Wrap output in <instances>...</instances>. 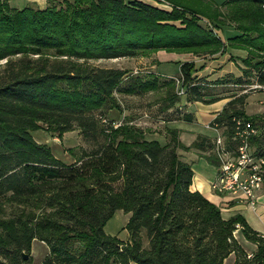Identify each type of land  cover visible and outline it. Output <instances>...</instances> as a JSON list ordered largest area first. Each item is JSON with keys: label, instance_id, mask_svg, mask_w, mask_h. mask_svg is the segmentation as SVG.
<instances>
[{"label": "trees", "instance_id": "16d2710c", "mask_svg": "<svg viewBox=\"0 0 264 264\" xmlns=\"http://www.w3.org/2000/svg\"><path fill=\"white\" fill-rule=\"evenodd\" d=\"M169 1L170 10L143 0H61L44 9L0 0V60L7 59L0 77V264H30L21 252L34 240L48 249L41 264H224L231 253L232 264H264V235L239 214L223 218L190 188L192 165L179 150L196 148L216 164L207 136L184 145L167 128L161 141L130 119L109 116L122 112L118 93L164 91L159 112L180 111L166 114L168 122L191 121L188 102L216 101L208 97L214 84L264 87V0ZM226 20L236 33L224 42L218 32ZM230 47L247 51L241 75L213 81L194 60L161 82L89 62L158 50L221 55ZM247 96L230 94L211 123L229 140L234 119L252 122L258 131L251 144L264 157V114L256 120L245 113ZM42 128L60 137L78 129L87 147L65 162L34 138ZM118 210L129 213L126 241L104 230ZM237 229L256 245L250 258Z\"/></svg>", "mask_w": 264, "mask_h": 264}, {"label": "rangeland", "instance_id": "374dc122", "mask_svg": "<svg viewBox=\"0 0 264 264\" xmlns=\"http://www.w3.org/2000/svg\"><path fill=\"white\" fill-rule=\"evenodd\" d=\"M180 2H186V0H179ZM217 4L221 5L222 0H215ZM160 7H164L166 9L172 8V3L169 0H149ZM51 5H55V7L59 8V4L51 3ZM222 14L226 10L224 6L219 7ZM225 15V13H224ZM226 17V16H224ZM201 24H205L201 21ZM222 31L219 30V35L222 37V40L226 42L227 37H225L223 30L225 28L228 29H236L234 22L226 20L222 25ZM218 31V30H217ZM231 50H243L245 55L247 51L240 48H228L225 54H204L203 51L196 52H174L181 54L184 59H194L197 65L204 64V67L199 71L202 76H208L207 80L213 81L218 75H225V70H229V74L232 76H238L237 72L239 70V65H242L243 57H235L232 55L233 52ZM159 51V50H158ZM158 51H152L148 53H139L133 57H119V58H110V59H97L90 60L89 62L93 65L102 66V67H115L126 70L127 74L139 75L144 79L150 78L151 76L158 77V80L161 82L167 77L166 75L159 73L156 64L158 60L156 59V53ZM165 51V50H162ZM168 52V51H165ZM230 56H233L235 60L230 59ZM17 57H13L15 59ZM215 61L214 66L219 65L220 67H211V61ZM7 59L0 60V77H2L4 65ZM174 68L170 69L169 73H177L176 66H172ZM208 67V68H205ZM210 68L217 69V75L208 74L206 75ZM228 74V73H227ZM212 77V78H211ZM218 78V77H217ZM209 87V86H208ZM242 92H247V94H251L253 92L264 91V88H253L249 86H243ZM221 89L220 86H216L210 88V90L217 92ZM255 102H250L247 106V110L250 113L248 115H255L256 120H262L264 114V101L259 102V100H264V92L256 93ZM121 103L120 113L117 110L109 111V116L116 118V121H121L122 119H130L131 122L137 126L142 127L150 137L158 138L163 141L169 138L170 134L167 128H172L170 122H165L163 118L166 117V114H170L172 116L178 114L180 112L177 108H171L167 113L159 112V107L161 105V98L165 96L164 91L162 90H151L141 94L131 93V94H122L118 93L116 95ZM258 104V105H255ZM109 118V117H108ZM258 122V121H257ZM174 129V128H172ZM222 128L219 130L221 131ZM34 138H36L39 142L46 143L50 146L52 153L65 162L73 161L79 154L80 147H87V145L83 142L82 137L79 133L78 129H74L68 132H65L61 137L57 136V134L52 133L44 128L38 129L32 132ZM190 150V149H189ZM187 150V151H189ZM211 186V184H210ZM247 206V205H246ZM245 213V214H244ZM241 215L247 223L250 225L252 229L258 231L259 233L264 235V212L261 208L260 201L257 200L256 211L251 207L247 206L244 208L243 212L235 213L234 215ZM128 214L124 213L121 210H118L114 213V215L108 219L104 226V230L106 233L110 235H116L120 239H125L128 235V231L125 228V224L128 220ZM237 241L243 247L245 251L253 249V242L247 240L243 233L239 230L236 235ZM41 241L32 242L31 250L29 252V260L30 264H41L44 255L47 253V246L45 243H40ZM256 248V247H255ZM254 248V249H255ZM251 253V252H248ZM226 264L230 263V259H226Z\"/></svg>", "mask_w": 264, "mask_h": 264}, {"label": "crops", "instance_id": "0c3cea01", "mask_svg": "<svg viewBox=\"0 0 264 264\" xmlns=\"http://www.w3.org/2000/svg\"><path fill=\"white\" fill-rule=\"evenodd\" d=\"M61 0H9V3L12 7L21 9L26 6H33L40 9H44L47 7V5L50 2H59ZM146 2H149V0H143ZM223 33L225 37L232 36L236 33V30L234 29H228L225 28L223 30ZM233 52L232 55H235V57H244L245 53L243 50H231ZM156 59L158 60V63L156 64V67L158 68L159 73H162L166 75L167 77H175L178 75L179 71V65L180 62L185 61L184 57L181 54L174 53V52H165L162 50H159L156 53ZM192 60V59H188ZM194 60V59H193ZM215 61H211V67H220L219 65L214 66ZM172 66H176V72L177 73H169L170 69L174 68ZM208 68V67H205ZM240 70V69H239ZM217 69L210 68L208 72L205 74H214L217 75ZM229 70H225V75L228 73ZM199 74H202L201 72H198ZM204 75V74H202ZM237 75H241V71L237 72ZM222 75H218L217 77H221ZM214 77V78H217ZM237 77V76H236ZM208 78V76H206ZM212 78V77H211ZM220 86L221 89L217 92H214L210 90V96H218V99L211 103H203L200 101H194V102H188L184 110L188 113L192 114V120L191 121H184V120H173L168 121L170 122V125L172 128L178 130V137L180 141L184 145H190L197 137L198 134H202L204 136H207L211 141L212 139L217 135L219 132L218 129L210 126L209 124L212 122L214 117L221 111L225 103L231 99L229 97L232 93L240 94L242 93L241 86L233 84V83H227V84H214L211 86V88ZM264 88V87H263ZM264 92V91H260ZM260 92H253L251 94H248L246 99V104L244 105V111L248 112L247 106L250 102H255L256 93ZM264 100H259V102H263ZM258 105V104H255ZM183 159L191 163L192 169H193V179L192 183L190 185L191 190H197L201 192L208 200L213 202L214 204L218 205L221 210V214L223 218H229L233 216L235 213L243 212L244 208H246V204L241 203L237 200H232L230 197L227 196H221L217 193H215L210 184L211 181L215 175V165L211 164L207 159L203 156V153L196 149L191 148L189 151L179 150ZM257 200L260 201L261 208L264 212V185L263 187L257 192ZM256 211V209L254 210ZM129 215V213H126ZM245 214V213H244ZM129 217V216H128ZM248 221V220H247ZM239 230L235 232V237L238 234ZM125 239L122 240H128L129 234ZM237 239V238H236ZM36 241V240H34ZM33 241V242H34ZM43 243V242H40ZM46 246V245H45ZM256 247L255 244H253V249L248 250L247 252H253ZM48 250V249H47ZM230 259V263L232 264L235 256L233 253H231L226 259ZM226 259L224 260V264Z\"/></svg>", "mask_w": 264, "mask_h": 264}, {"label": "built area", "instance_id": "2783aa9c", "mask_svg": "<svg viewBox=\"0 0 264 264\" xmlns=\"http://www.w3.org/2000/svg\"><path fill=\"white\" fill-rule=\"evenodd\" d=\"M249 87L262 88L257 84ZM234 123V132L229 140L224 134V127L209 124L218 130L222 128L211 141L217 158L211 186H220L221 196L230 197L255 210L257 192L264 185V157L258 155L251 144V137L258 130L252 122L243 118L234 119ZM251 255L249 253L248 257Z\"/></svg>", "mask_w": 264, "mask_h": 264}, {"label": "bare ground", "instance_id": "6f19581e", "mask_svg": "<svg viewBox=\"0 0 264 264\" xmlns=\"http://www.w3.org/2000/svg\"><path fill=\"white\" fill-rule=\"evenodd\" d=\"M212 190L220 195V186H211Z\"/></svg>", "mask_w": 264, "mask_h": 264}, {"label": "water", "instance_id": "95a60500", "mask_svg": "<svg viewBox=\"0 0 264 264\" xmlns=\"http://www.w3.org/2000/svg\"><path fill=\"white\" fill-rule=\"evenodd\" d=\"M21 256L23 260H27L29 258V253L21 252Z\"/></svg>", "mask_w": 264, "mask_h": 264}]
</instances>
